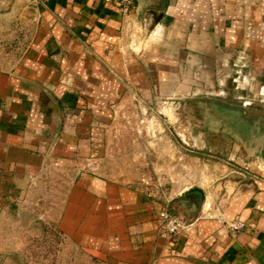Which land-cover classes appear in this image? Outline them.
<instances>
[{
    "label": "crops",
    "instance_id": "0c3cea01",
    "mask_svg": "<svg viewBox=\"0 0 264 264\" xmlns=\"http://www.w3.org/2000/svg\"><path fill=\"white\" fill-rule=\"evenodd\" d=\"M150 103L207 110L214 138L223 123L254 134L264 0H135L130 16L103 0H0V257L19 264L48 225L66 264H264V175L185 192L169 207L190 231L159 237L163 204L111 162L119 116ZM184 118L170 139L190 145ZM237 220L247 227L233 233Z\"/></svg>",
    "mask_w": 264,
    "mask_h": 264
},
{
    "label": "rangeland",
    "instance_id": "374dc122",
    "mask_svg": "<svg viewBox=\"0 0 264 264\" xmlns=\"http://www.w3.org/2000/svg\"><path fill=\"white\" fill-rule=\"evenodd\" d=\"M212 93L213 88H205L200 96L212 98ZM256 106L252 108L258 110ZM207 112L162 103L126 110L114 129L111 162L116 167L112 168L126 174L145 194L151 193L159 202L169 204L192 188L211 189L231 172L264 175V156L257 149L260 145L256 135L249 131L235 133L223 123L222 135L214 138L215 123ZM183 114L189 122L190 145L170 139L169 129L181 122ZM46 227L44 232L31 236L19 264L67 263L71 249L52 227ZM0 264H8L5 256L0 257Z\"/></svg>",
    "mask_w": 264,
    "mask_h": 264
},
{
    "label": "built area",
    "instance_id": "2783aa9c",
    "mask_svg": "<svg viewBox=\"0 0 264 264\" xmlns=\"http://www.w3.org/2000/svg\"><path fill=\"white\" fill-rule=\"evenodd\" d=\"M105 3L116 6L124 16H130L135 10V0H103ZM149 184L148 182H146ZM147 197L156 200L151 193H146ZM162 203L161 209L157 213L158 220V235L161 239L172 242L175 238L183 232H189L192 224L188 223L186 219L177 215L169 207V202ZM229 230L233 233H239L247 227L246 222L237 220L226 223Z\"/></svg>",
    "mask_w": 264,
    "mask_h": 264
},
{
    "label": "water",
    "instance_id": "95a60500",
    "mask_svg": "<svg viewBox=\"0 0 264 264\" xmlns=\"http://www.w3.org/2000/svg\"><path fill=\"white\" fill-rule=\"evenodd\" d=\"M219 105H221L222 107L232 110L233 112H237L240 113L242 111L241 107L238 106H232V105H228L222 102H216ZM244 120L246 122H248V126L252 129V131L254 132V134L256 135V137L260 139V137L262 136V130H264V112L259 111V110H255V109H249L248 110V117L247 119L244 118ZM258 140V141H259ZM261 142V143H260ZM258 142L259 145L261 146L262 143L264 141H260ZM227 179L230 180H236V181H241V180H245V177L240 174V173H231L227 176ZM193 196V197H192ZM187 200H191L194 202V206L196 208V212L192 215L193 220H196L202 207H203V203H204V195L202 192L200 191H196L193 192L191 194H188L186 196Z\"/></svg>",
    "mask_w": 264,
    "mask_h": 264
}]
</instances>
